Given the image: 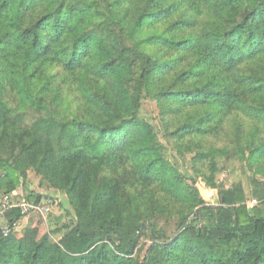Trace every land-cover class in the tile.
Returning a JSON list of instances; mask_svg holds the SVG:
<instances>
[{
	"label": "trees",
	"instance_id": "obj_1",
	"mask_svg": "<svg viewBox=\"0 0 264 264\" xmlns=\"http://www.w3.org/2000/svg\"><path fill=\"white\" fill-rule=\"evenodd\" d=\"M29 170L73 220L4 212L0 264H264V0H0V194Z\"/></svg>",
	"mask_w": 264,
	"mask_h": 264
},
{
	"label": "rangeland",
	"instance_id": "obj_2",
	"mask_svg": "<svg viewBox=\"0 0 264 264\" xmlns=\"http://www.w3.org/2000/svg\"><path fill=\"white\" fill-rule=\"evenodd\" d=\"M141 116L146 118L151 124L159 125L158 110L155 102L145 101L141 111ZM159 139L163 142V138L161 135H159ZM167 150L169 151L167 155V159L170 161L171 164H175L174 162L176 159L172 156L170 150L169 149ZM187 159H189V156H187ZM177 166L178 167L180 166L181 170L185 169L184 168L185 166H183L182 164H177ZM232 169L220 173L217 176L218 182H222L225 186H230L231 183L234 182H240L244 188L248 200L250 196H249L248 184L246 183L245 178L241 175L239 167H236L233 170ZM186 173L190 174V171ZM39 180H40L39 177L32 170L27 171L24 177L20 179L19 191H22L24 194L27 192L42 194L48 200H51V202L53 200L54 202L48 206L50 207L49 216L46 219H41L40 216L35 214L34 216L23 218L22 221L18 222V224H16L14 228V230L18 234L22 233L24 228H26L27 226H38L45 232L62 230V226H60V224L64 225L65 223L71 222L73 220L71 208L67 203L64 195L50 189L46 185L43 186L39 185ZM195 186L198 189L200 196L207 204L210 205L218 204L217 192L215 190L208 188L204 181H202L201 179L196 180ZM57 218H60V224L56 222ZM62 233L63 231L60 234H58L56 238H60Z\"/></svg>",
	"mask_w": 264,
	"mask_h": 264
},
{
	"label": "built area",
	"instance_id": "obj_3",
	"mask_svg": "<svg viewBox=\"0 0 264 264\" xmlns=\"http://www.w3.org/2000/svg\"><path fill=\"white\" fill-rule=\"evenodd\" d=\"M260 201L256 198H249L247 200V206L249 209H254L259 206ZM49 205L36 204L30 202L26 199L22 192H16L12 194H0V216L11 209H19L21 216L29 217L32 214H36L41 217V219H46L50 213ZM16 224L12 227L15 228ZM8 230H4V234H7Z\"/></svg>",
	"mask_w": 264,
	"mask_h": 264
}]
</instances>
